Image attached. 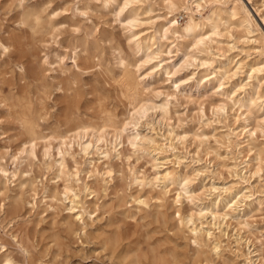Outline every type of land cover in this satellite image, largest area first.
Returning a JSON list of instances; mask_svg holds the SVG:
<instances>
[{
  "label": "rangeland",
  "instance_id": "obj_1",
  "mask_svg": "<svg viewBox=\"0 0 264 264\" xmlns=\"http://www.w3.org/2000/svg\"><path fill=\"white\" fill-rule=\"evenodd\" d=\"M167 1L124 6L125 0H0V264L6 256L13 264H264V0H231L218 34L197 48L194 37L182 38L174 30L164 36L174 15L179 31L188 20L182 8L171 13ZM236 3L246 7L250 23L242 21L241 10L233 14L230 7ZM23 10L38 12L50 28L31 51L10 42L29 33L20 24ZM210 32L205 26L198 36ZM151 33L156 58L146 62L133 46V34ZM36 57L50 62L41 79L48 112L41 132H63L72 106L79 117L102 123L99 92L118 119L132 121L129 134L137 130L129 111L145 102L149 110L138 118L137 128L148 139L137 148L124 142L119 155L112 151L105 158L92 131L82 138L84 144L92 142L88 153L78 145L81 136H72L69 176L59 178L60 139H50V156H45L44 141L32 153L4 100L11 90L35 93L40 86V76L31 74ZM122 61L139 79L146 74L134 101L120 82ZM154 64L164 68L152 73ZM258 66L262 71L253 73ZM166 67L176 73L168 74ZM67 75L75 78L80 93L72 105L58 84ZM164 104L167 114L159 107ZM104 129L114 142L112 128ZM251 138L263 149L261 156L249 149ZM3 170L9 172L8 182ZM166 171L178 182L167 184L171 191L163 206L156 197L165 188L161 175ZM66 186L73 192L67 193ZM178 192L182 197L176 203ZM141 197L147 205L137 201ZM235 201V210L228 209ZM201 210L228 215L196 214L188 221L191 212ZM194 227L203 232L199 243ZM214 244L220 245L219 253Z\"/></svg>",
  "mask_w": 264,
  "mask_h": 264
},
{
  "label": "bare ground",
  "instance_id": "obj_2",
  "mask_svg": "<svg viewBox=\"0 0 264 264\" xmlns=\"http://www.w3.org/2000/svg\"><path fill=\"white\" fill-rule=\"evenodd\" d=\"M135 1L136 0H125L124 6L131 4ZM230 2H231V0H168L167 4H168V8H169L170 12L175 13L178 9L182 8L185 10V12L188 16V20H187V23L184 27V30L179 31L178 29H176L174 27V26H176L175 24L179 22L177 16L174 15V17L169 21L172 24L170 26H165L163 29L164 30V36L166 37L169 31L174 30V33L177 34L178 36L182 37V38H184L185 35H187L188 37H194V45L196 46V48L199 47L201 44H205L207 37L210 38L212 34H218V29H219L220 25L223 23V20L225 18L224 15L226 13V9L229 6ZM207 4H210L211 7H209L210 11L205 15L203 13V10L206 9ZM230 8L234 11V13H233L234 15H237L239 13V11L241 10L242 12H244L246 14V16L243 17L242 21L248 22V23L251 22L252 19L250 18L249 12L247 11V9L244 5H239L236 3L233 6H231ZM19 20H20L21 26L27 27L29 33L26 34V36L24 38L22 36H16V37L12 38L10 40V42L12 44L17 43L21 48L24 47V48H26V50L31 51L33 49V47L36 45V43L39 41V39L42 36H44L46 33L49 32L50 28L47 26L48 21L45 20L44 18H42V16L38 12H34L33 10H23L20 14ZM205 26H209L211 29V32L207 35L202 34V35L198 36L199 29L205 28ZM52 27L53 26H51V28ZM153 35H152V33L149 36H141L140 34H133V37H135V41H134L133 46L139 52V54H140V52L142 54H144V56L146 57V60H145L146 62L152 61L156 58L155 56H153L155 54L154 43H153L155 38ZM151 41H152V43H151ZM12 44H10V45H12ZM7 47H8V45L5 46V48H7ZM179 52H180V50H179ZM185 54H186V52H185ZM87 58L91 59L90 56H87ZM61 60L64 61V58H62ZM75 61L77 62L76 58H75ZM96 62H97V60H96ZM203 63L207 64V63H211V62L205 60ZM48 64H50V62L47 60V58L44 61H42V60H39L37 57L34 59V62L32 63V70H31L32 76H37V77L40 76V78L38 79L40 81V86L36 88L35 93L32 94L27 88H22V90L18 93H14L11 90L10 94L8 96H6L4 100L8 102V105L11 109V112L13 113V116H15L16 119H18L20 121V124H21L22 129H23V133L26 136V144L32 148V153H34L37 144L40 141H44L46 143L45 144V156L46 157L50 156L51 155V149H52L50 139L53 138L54 136L56 138L60 139L57 153H58V155H60L59 159H61V160H59L56 163V165L58 166L57 170H58V177L59 178L64 179L66 181L68 179L67 177L69 176V172L67 170V164H66V155L69 154L70 150L73 149L72 138L77 139V136L78 137L81 136L80 137L81 140L77 139L78 145L81 146V149H83L85 151V153H88L89 149L92 147V142L90 141V142L84 144L82 142V138L85 137L86 135H88L90 133V131H92L93 134H95V136H96V145L95 146L99 151H101V153L104 154L103 157H105V158H109L112 151L118 152L117 154L119 155L121 152L119 151L118 147H119V145L124 144V142H128L132 147L137 148L141 141H145L148 139L146 136H142L141 133L139 132L138 128H137L138 127V118H144L147 115V112L149 110V108L147 107V104L145 102H141V103L138 102L137 104L135 103L136 105H134L132 111H129L130 112L129 115H131L130 117L131 118L135 117V119L137 120V122H135L133 124L134 129H137L136 132L129 134L127 131H128V129H130L129 127H130L132 121L124 119V118L118 119V117H117L118 115H116L113 110H110L108 108L106 97L103 96L99 92H97V94H96V100H97V104H98V112L101 115L102 123H96L94 121H91L88 118L83 119V118L79 117V115L76 114V112L72 106L68 115H66L65 123H64L65 129L63 132L61 130H59L58 128H57V130L50 132V134L49 133H43L44 130L41 132V128H42L41 127V125H42L41 120L45 121L47 113H48L47 107H46L45 102L43 100L47 94L46 93L47 85H45V82H42L41 79H42V76L43 77L47 76V74L45 72L47 70H50V68H48V66H47ZM122 64L124 66L123 74H122L123 78L120 82L123 85V90H124L125 95L129 98V100L133 99V101H134L136 99V95L141 90L142 79L146 78V76H145L146 74H142L141 75L142 78L139 79V76L137 75V71L135 69L131 68L130 65L125 63L124 61H122ZM59 65H60L62 71L65 72L66 70L63 69L62 65L61 64H59ZM161 67L162 66L160 64H154L150 67V69H152V73H153L157 69L159 71L160 69L164 68V67H162V68ZM139 69L140 68L138 67V70ZM169 69H170V67H166L168 74L173 75L176 73V71H170ZM260 71H262V68L260 66L252 68L253 73L260 72ZM20 76H22V79H24L26 74L21 70ZM252 78H254V77H252ZM62 79L63 80L60 81V83H58V84H61L60 88H64L66 90V92L68 93L69 104L72 105L73 103L76 102L77 98L80 97V93L74 87L76 80L74 77H72V75H70V76L67 75V77L62 78ZM258 81L261 82L259 79H258ZM118 83H119V81H118ZM179 83H181V81ZM202 85L206 86L207 83L206 84L203 83ZM179 86H180V84H177V87H179ZM132 104L133 103H131V105ZM159 107L164 110V113H166V114L168 113L167 104L161 105ZM154 108H157V106H154ZM221 108L223 109L224 107L221 106ZM137 115H140V117H137ZM104 128H112V130H113L112 133H113V136L115 137L114 142H112L111 140L110 141L108 140L107 135H106L107 129H104ZM255 131H256V129L249 131L250 136H253ZM250 141L251 142H249V145L250 146L252 145V146H251V148L249 147V149L252 152H254V154H256L257 156H261L263 149H261L260 147H258L256 144L253 143L254 142L253 138H251ZM109 145H110V147H109ZM68 147H70V149H68ZM52 167L53 166H51V168ZM3 172L6 175V180H7L6 182H8L10 179L9 172L6 170H3ZM107 173L110 174V171H107ZM95 174H97V173H95ZM77 175H78L77 172L72 174V176H77ZM15 176H16V173H13V177H15ZM161 176L164 179L165 188L162 189L161 191H159L156 199L161 202L160 205L165 206V204L167 203V200H168L167 195L171 191V190L167 189L166 187L168 185L170 186L171 184H175L176 182H178V176L171 171H166V173L162 174ZM132 177H134V176H132ZM144 178L141 180L140 179L138 180V178H136V180L138 182L144 184L145 182H147V180H145ZM154 180L155 181L159 180V176L154 177ZM179 183H181V181ZM183 185H184V188L186 189L187 185H188L187 181H184ZM151 186H154L153 182L151 183ZM86 187H88V185ZM66 191H67V193L73 192L71 190V188H69L68 186H66ZM185 191H186L185 193L188 194L187 193L188 190H185ZM47 192H49V190H47ZM75 197H79V196H77L75 194ZM143 197H141L142 199L138 198L137 201L141 204L147 205L148 200H147V198L143 199ZM181 197H182V193L178 192L177 197L175 198L176 203L181 200ZM187 197H194V194H190ZM135 203H136V201H135ZM238 203H239L238 201L233 202L229 206L228 209H230L232 211L235 210V209H233V207L238 205ZM204 209H206V208H204ZM207 213H211L213 215L214 219H217L219 217H223L224 219H226L227 215H228V213H219V212H213V211H208V210H204V211L201 210L198 213L193 211V212H191L188 221H193L194 216L196 214L204 216ZM78 214H80V213H78ZM178 215L181 217L180 212ZM199 225H201V224H199ZM192 231L194 232L195 241L197 243L201 242L202 238H203L202 229H198L197 227H194V228H192ZM208 234L210 235L211 232H208ZM214 245H215V249L217 250V253H219L218 250L220 249V245H218V244H214ZM3 264H13V261L10 257L6 256L3 260Z\"/></svg>",
  "mask_w": 264,
  "mask_h": 264
}]
</instances>
